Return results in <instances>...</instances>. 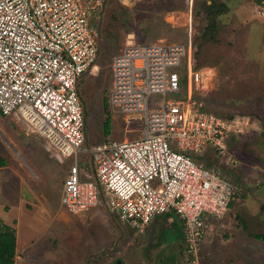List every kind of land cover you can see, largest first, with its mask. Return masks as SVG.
<instances>
[{"label":"built area","instance_id":"built-area-1","mask_svg":"<svg viewBox=\"0 0 264 264\" xmlns=\"http://www.w3.org/2000/svg\"><path fill=\"white\" fill-rule=\"evenodd\" d=\"M103 3L0 0V115L27 121L70 158L60 187L68 213H86L102 196L127 230L141 233L173 212L183 227L182 261L199 264L212 219H224L241 198L239 183L222 171L237 161L228 140L248 121L208 111L195 98L203 77L191 40L129 41L112 56L108 111L125 131L138 124L140 136L87 146L78 90L97 67L94 15ZM256 12L264 16V4ZM83 152L92 171L79 162Z\"/></svg>","mask_w":264,"mask_h":264},{"label":"rangeland","instance_id":"rangeland-1","mask_svg":"<svg viewBox=\"0 0 264 264\" xmlns=\"http://www.w3.org/2000/svg\"><path fill=\"white\" fill-rule=\"evenodd\" d=\"M211 2L225 5L220 13L213 14L212 22L204 13V5ZM256 9L252 0H104V7L94 15L100 36L97 67L82 77L78 90L86 145L140 136L138 124L125 131L121 116L115 114L111 116L110 133L104 135L112 56L129 41L191 40L203 77L195 98L208 111L248 121L246 131L232 135L227 142L237 161L227 163L230 166L224 167L223 176L239 183L248 211L258 203L264 207V201H260L264 199V16H258ZM0 153L7 160L5 171L12 178L6 184L0 173V205H8L7 209L0 206V218L6 222L18 219L19 235L32 244L26 253L38 248L49 256H57V261L26 258L27 264H101L107 257H117L109 263L116 264L136 244L140 235L128 244L129 231L108 210L102 196L96 207L81 215H71L64 209L60 187L70 158H64L30 123L13 115H0ZM205 155L206 152L196 154L197 159ZM79 162L91 170L89 154L80 153ZM19 179L31 195L30 198L25 194L29 201H25L26 209H33L34 213L16 211L21 197L16 190L22 187L16 181ZM158 218L163 219V229L174 235L178 216L171 212ZM231 218L212 219L213 236H235L239 221ZM250 229L251 235L264 233L262 225ZM144 237L142 233L141 238ZM248 240L254 252L258 249L259 262L236 249L232 254L217 249L213 259H209L201 246L199 264H264V241L255 237ZM239 255L243 260H238Z\"/></svg>","mask_w":264,"mask_h":264},{"label":"crops","instance_id":"crops-1","mask_svg":"<svg viewBox=\"0 0 264 264\" xmlns=\"http://www.w3.org/2000/svg\"><path fill=\"white\" fill-rule=\"evenodd\" d=\"M5 167L6 165L0 167V173L2 174V176L5 177V182L6 184H8L12 181V178H10V175L6 173ZM16 181L18 182L19 185L22 184L21 189L16 190L17 193L20 194L21 196L16 205L17 213H19L21 210L28 211V213H34L35 210L26 209V207L28 206L26 202L29 201L25 198V194H28L30 198L31 195L28 193L27 188L23 186L22 183L23 181L21 179ZM242 194L243 195L241 196L240 200L230 205L228 214L224 219H222V220H226L231 217H236L237 219L236 221H239L237 234L229 238L227 237L228 239L226 238L220 239L219 236H215V235L213 236L212 227L214 226L212 223L210 230L211 232H209L208 235L203 240L201 246H204V251L209 255L208 257L209 259H213V252L216 251L217 249L227 250L230 254H232L233 250L236 249L242 251L244 254L248 256L250 255L256 257L257 262H259L258 259L259 256L257 252L258 249L254 252V249L252 248L253 246H249L250 242L248 239L249 237H253L254 235V234L252 235L250 234L251 233L250 226H255V227H259V225L264 226V207L260 204L261 205L260 208L258 203L257 207L253 206V209L251 211H248L246 208L247 205L245 202L246 200L245 194L244 192H242ZM260 201L263 202L264 199H261ZM0 206L3 207L4 209L8 208L6 207L8 205H5V203L1 204ZM248 212H250V214ZM0 221H3L4 223L11 225L15 228L14 264H27L28 262H26V258L27 259L43 258L46 260L57 261V256H49L47 255L49 253H43L38 248H33L30 250V253H26L28 251V248L32 247V244L24 241V238L19 235L16 227L18 224L17 218L13 219L10 222H6L0 218ZM162 221H163L162 218H158V216L155 217L141 233L136 232L132 229H128L131 235L130 242L128 243L129 245L132 242V238L134 236L136 235H140V236H138L137 241H135L137 245L133 244L132 246H130L129 252H127L126 256L124 258H120L123 260L124 264H184L181 257V250L183 247V227L181 220L178 219L175 222L177 228L174 235H171L170 232H167L166 230L163 229L164 225H162ZM142 233L145 236L144 238H141ZM259 233H263V232H258L256 234ZM44 251L46 252V250ZM237 257L239 258L238 260H243L240 257V255ZM111 259L115 261L117 257H109V258L107 257V259L105 261H102L101 264H109Z\"/></svg>","mask_w":264,"mask_h":264},{"label":"trees","instance_id":"trees-1","mask_svg":"<svg viewBox=\"0 0 264 264\" xmlns=\"http://www.w3.org/2000/svg\"><path fill=\"white\" fill-rule=\"evenodd\" d=\"M257 7L264 4V0H252ZM104 7V3H103ZM224 3L215 5L214 2L204 5V13L205 17L212 21L213 14L220 13V8H224ZM219 8V11H218ZM209 22V23H211ZM193 59L197 65H199L198 60L196 58V50H194ZM81 84V81H80ZM106 119L103 123L104 127V135H108L111 129V115L110 113H106ZM7 164V160L2 154L0 153V167L5 166ZM242 196V194H241ZM234 203V202H232ZM231 203V204H232ZM230 204V205H231ZM253 237L264 241V233L254 234ZM14 257H15V228L11 225L0 221V264H14Z\"/></svg>","mask_w":264,"mask_h":264},{"label":"water","instance_id":"water-1","mask_svg":"<svg viewBox=\"0 0 264 264\" xmlns=\"http://www.w3.org/2000/svg\"><path fill=\"white\" fill-rule=\"evenodd\" d=\"M116 264H124V262H123L122 259L119 258V259L117 260Z\"/></svg>","mask_w":264,"mask_h":264}]
</instances>
